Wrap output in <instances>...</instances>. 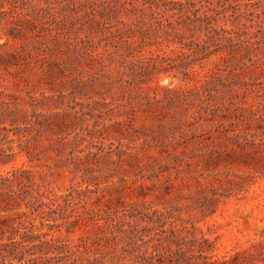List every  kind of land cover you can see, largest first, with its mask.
Segmentation results:
<instances>
[{"label": "trees", "instance_id": "obj_1", "mask_svg": "<svg viewBox=\"0 0 264 264\" xmlns=\"http://www.w3.org/2000/svg\"><path fill=\"white\" fill-rule=\"evenodd\" d=\"M5 2L9 9L21 8L17 21L23 29L13 26L15 32L8 30L2 45L36 28L39 10L60 8L62 15L49 12L47 29L43 28L52 36L48 49L54 53L53 62L61 73L71 65L89 69L87 78L75 76L72 80L74 93L81 95L93 115L95 111L104 112V108L116 109L106 101L107 94L116 88L125 96L133 95L137 87L148 94L152 104L145 84L150 88L153 79L132 74L126 77L112 69L113 64L130 56L160 50L155 48V40L146 44L143 37L135 39L130 30H124L118 17L123 12L135 13L149 31L161 33L164 38L171 32L180 38L204 34L200 41L191 39L177 45L170 38L175 44L170 45V50L177 53L180 62L176 66L163 65L166 53L159 73L180 77L187 83L185 87L157 86L166 92L162 100L185 110L197 106L198 102L188 99L198 97L200 104L193 112L207 121L227 118L232 107H241L235 99L245 85V75L254 71L251 66H255L243 58L262 49L254 45L261 43L256 40L257 31L264 32V8H251V0H67L61 7L59 0H0V8L5 7ZM249 13L257 18L249 19ZM27 45L22 43L23 50ZM12 58L17 61L16 54ZM46 58L44 52H37L38 61ZM196 61H201L200 68L194 65ZM94 67L98 69L92 71ZM94 95L103 100L94 99ZM5 106H0V166L11 163L20 154L31 162L42 161V153L47 151L45 157L52 163L46 164V176L61 175L65 170L85 172L80 162L83 157L76 154L77 150L85 151L79 149L80 132L77 128L69 129L59 113L34 112L32 118L21 120L17 103L15 108L8 103ZM133 110L130 109L131 120L135 118ZM72 133L75 136L70 140ZM40 138L48 141L43 148L37 145ZM35 172L32 168L14 167L0 174V212H5L0 215V264H238V255L214 254V241L196 223L178 222L156 209L136 211L124 207L100 211L91 202V179H84L85 188L71 187L58 192L46 176L38 181ZM79 229L87 233L71 239L69 236Z\"/></svg>", "mask_w": 264, "mask_h": 264}, {"label": "rangeland", "instance_id": "obj_2", "mask_svg": "<svg viewBox=\"0 0 264 264\" xmlns=\"http://www.w3.org/2000/svg\"><path fill=\"white\" fill-rule=\"evenodd\" d=\"M59 1V7L67 4V0ZM251 1L254 3L251 8L257 10L261 6L259 10H263L264 0ZM4 4L0 10L8 12L0 11V106L5 109L8 103L15 108L17 103L21 120L32 118L34 112L59 113L69 129L77 128L80 132L79 149L85 151L77 150L76 154L83 157L80 162L86 170L75 173L65 170L61 175L48 177L44 170L52 160L45 157L44 151L42 161L31 162L25 154L18 155L11 163L0 166V174L14 167L32 168L38 181L46 176L58 192L71 187L85 188L84 179H91L93 192L89 194L94 197L91 202L100 211L124 207L136 211L156 209L178 222L196 223L214 241V254L218 257L238 255V264H264V32L252 28L257 31L256 40L261 42L254 46L262 49L243 58L255 66H251L254 71L245 75V85L235 99L241 107H232L227 118L207 121L193 112L199 107L198 97L191 96L188 102L196 101L198 105L185 110L162 100L166 92L157 86L185 87L187 83L180 77L159 73L166 53L163 65L176 66L180 62L177 53L170 50V45L175 46L170 38L177 45L191 39L200 41L204 34L180 38L171 32L164 38L161 33L149 31L135 13L123 12L118 17L124 30H130L135 39L143 37L146 44L155 40L158 46L155 48L160 50L130 56L113 64L112 69L126 77L132 74L140 79H153L150 88L145 84L152 104L148 94L137 87L133 95L125 96L116 88L106 96V101L116 109L104 108V112L95 111L93 115L81 95L74 93L72 80L75 76L87 78L89 69L71 65L61 73L53 62L54 53L48 49L52 36L43 28L47 29L49 12L62 15L60 8L39 10L36 28L2 45L8 30L15 32L13 26L23 29L17 21L21 8L9 9L10 5ZM248 18L257 17L249 13ZM24 41L28 44L25 50L21 47ZM38 51L47 58L38 61ZM13 53L17 61L12 58ZM199 63L196 61L194 65L200 68ZM97 69L94 67L92 71ZM94 99L103 97L94 95ZM119 104L124 105L118 107ZM131 108L135 117L132 120ZM113 112L117 115H112ZM20 125L25 123L21 121ZM45 143H48L45 138L37 140L39 148ZM89 150L100 153H88ZM86 233L79 229L69 237L78 239Z\"/></svg>", "mask_w": 264, "mask_h": 264}]
</instances>
